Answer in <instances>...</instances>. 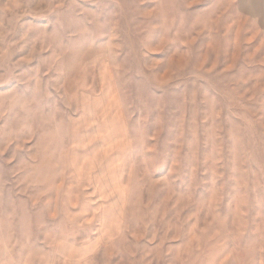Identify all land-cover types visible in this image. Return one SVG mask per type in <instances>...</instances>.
Segmentation results:
<instances>
[{"label": "rangeland", "instance_id": "374dc122", "mask_svg": "<svg viewBox=\"0 0 264 264\" xmlns=\"http://www.w3.org/2000/svg\"><path fill=\"white\" fill-rule=\"evenodd\" d=\"M0 264H264V0H0Z\"/></svg>", "mask_w": 264, "mask_h": 264}]
</instances>
